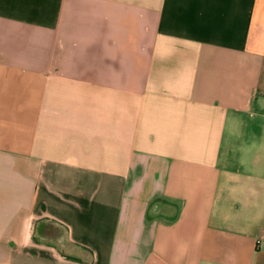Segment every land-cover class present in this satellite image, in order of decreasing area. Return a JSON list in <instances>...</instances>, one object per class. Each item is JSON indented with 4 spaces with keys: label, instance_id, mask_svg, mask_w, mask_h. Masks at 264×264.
<instances>
[{
    "label": "crops",
    "instance_id": "obj_1",
    "mask_svg": "<svg viewBox=\"0 0 264 264\" xmlns=\"http://www.w3.org/2000/svg\"><path fill=\"white\" fill-rule=\"evenodd\" d=\"M0 264H264V0H0Z\"/></svg>",
    "mask_w": 264,
    "mask_h": 264
},
{
    "label": "trees",
    "instance_id": "obj_2",
    "mask_svg": "<svg viewBox=\"0 0 264 264\" xmlns=\"http://www.w3.org/2000/svg\"><path fill=\"white\" fill-rule=\"evenodd\" d=\"M54 228L55 226L51 223L47 222H40L37 225V236L46 243L54 244L58 246L61 250L65 252V254L70 255H77L83 259H89L90 253L86 249L72 243L68 238L67 230L63 227H58L61 230V233L59 236L55 239H50L46 235L50 234V232L47 230L48 228Z\"/></svg>",
    "mask_w": 264,
    "mask_h": 264
},
{
    "label": "rangeland",
    "instance_id": "obj_3",
    "mask_svg": "<svg viewBox=\"0 0 264 264\" xmlns=\"http://www.w3.org/2000/svg\"><path fill=\"white\" fill-rule=\"evenodd\" d=\"M49 232H50V234H48V235H46L48 238H50V239H55V238H57L58 236H59V234L61 233V230H60V228H58V227H54V228H48L47 229Z\"/></svg>",
    "mask_w": 264,
    "mask_h": 264
}]
</instances>
